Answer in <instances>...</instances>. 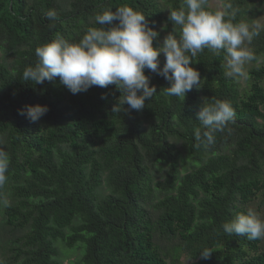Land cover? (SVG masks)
Returning <instances> with one entry per match:
<instances>
[{
	"label": "trees",
	"instance_id": "1",
	"mask_svg": "<svg viewBox=\"0 0 264 264\" xmlns=\"http://www.w3.org/2000/svg\"><path fill=\"white\" fill-rule=\"evenodd\" d=\"M181 3L0 0V148L9 155L0 198L11 199L0 251L4 231L14 244L10 264H63L59 243L81 250V264H264L263 239L222 228L260 193L264 205V65L248 71L250 89L243 92L240 79L224 75V52L205 49L191 65L200 88L184 99L164 95L169 82L146 69L157 92L140 111L123 105L113 112L121 95L114 85L74 95L59 77L39 85L22 79L37 63V47L57 37L79 43L89 27H102L90 22L97 13L127 5L160 35L163 22L174 27L164 9ZM231 3L238 9L232 22L239 23L253 0ZM49 10L56 20L46 18ZM258 30L253 53L260 58L264 29ZM159 59L162 68L165 58ZM205 99L227 101L235 113L207 147L195 136L204 130L197 113ZM28 105L49 111L33 123L19 114ZM183 157L194 166L184 175ZM154 170L163 171L162 180ZM158 236L170 246L157 243ZM205 248L213 252L207 260L199 256Z\"/></svg>",
	"mask_w": 264,
	"mask_h": 264
},
{
	"label": "clouds",
	"instance_id": "2",
	"mask_svg": "<svg viewBox=\"0 0 264 264\" xmlns=\"http://www.w3.org/2000/svg\"><path fill=\"white\" fill-rule=\"evenodd\" d=\"M209 7V0H182L178 10L169 9L168 19L174 28L159 47L153 46L159 33L149 27L142 13L127 5L115 11L104 10L90 21L102 27H89L79 43L57 37L37 47V63L24 70L22 79L39 85L59 77L60 83L74 95L87 92L93 86L114 85L121 95L113 112H120L123 105L143 110L145 102L156 94V87L150 86V77L145 75L146 69L169 82L170 86L162 89L166 96L184 99L194 87L200 88V73L191 65L205 49L217 55L224 52L225 77L246 78V64L260 59L245 46L260 34L259 26L244 21L233 23L238 9L231 0H224L223 10L212 11ZM45 16L50 21L57 19L55 10L47 11ZM114 21L119 23L114 24ZM105 25L109 27L106 29ZM161 55L165 58L162 68ZM48 111L47 106L28 105L19 110V114L35 123ZM234 115L229 102L209 103L205 99L197 113L204 130H196V140L206 147L212 145L214 134L223 131ZM8 165L9 155L0 148V186L7 181ZM0 204L7 207L9 201L0 198ZM222 228L228 235L264 239V218L253 207L237 214ZM212 253L205 248L199 256L207 260Z\"/></svg>",
	"mask_w": 264,
	"mask_h": 264
},
{
	"label": "rangeland",
	"instance_id": "3",
	"mask_svg": "<svg viewBox=\"0 0 264 264\" xmlns=\"http://www.w3.org/2000/svg\"><path fill=\"white\" fill-rule=\"evenodd\" d=\"M163 6H165L166 0H158ZM223 1L222 0H209V6L215 10H223L221 5ZM169 6L164 9L165 16L169 15ZM241 21L248 22L249 24H255L259 26V29H264V0H253V4L250 5L248 8L246 14L242 17ZM159 46L162 43L163 39L173 31L174 27H169L168 22H163L159 26ZM246 47H248L252 52L254 51L255 47L253 44V41L251 44H246ZM11 57L8 59V62H12L15 56L10 55ZM264 65V55H262L259 59V62L254 60L248 64H246V78L240 79L239 85L240 89L243 92L249 91L250 89V80L248 77V71H250L252 68H259ZM177 147L180 150H183L182 142L176 143ZM179 169L182 172V174H186L188 172H191L194 170L193 162H190L187 157H183L180 159L179 163ZM154 175L157 180H162V177L164 176L163 171L159 172L154 170ZM104 193H107L108 190L104 186L103 188ZM6 199L11 203V199L9 194L6 196ZM263 199V195L260 193L259 196L251 201L250 203L245 205V208L253 207L258 213L261 214V217L264 218V205H262L261 200ZM4 206L0 204V224L2 220L4 219ZM3 232V243H2V249L0 251V264H10L9 259L12 257L13 252L12 249L14 248V244H7V233ZM155 241L159 244H162L163 246H170V243L164 240L161 237H156ZM59 242V241H58ZM55 242V246L58 249L57 243ZM262 249L264 251V239L262 243ZM82 257V251L79 249H69L67 248L63 243H59V252L57 255V259L61 261L63 264H81L77 262ZM181 264V263H180Z\"/></svg>",
	"mask_w": 264,
	"mask_h": 264
}]
</instances>
